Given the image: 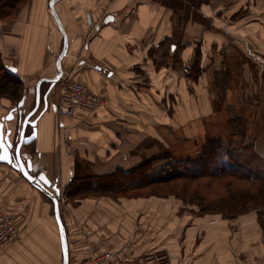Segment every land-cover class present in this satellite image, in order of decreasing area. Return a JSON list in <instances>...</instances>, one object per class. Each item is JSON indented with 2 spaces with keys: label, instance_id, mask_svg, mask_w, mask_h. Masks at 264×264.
<instances>
[{
  "label": "crops",
  "instance_id": "1",
  "mask_svg": "<svg viewBox=\"0 0 264 264\" xmlns=\"http://www.w3.org/2000/svg\"><path fill=\"white\" fill-rule=\"evenodd\" d=\"M50 1L29 0L16 18L0 19V56L25 98L20 118L0 99V116L14 110L4 133L16 145L39 94L37 135L21 155L60 189L69 264L106 251L116 264H264V211L230 218L175 197L70 201L66 192L75 178L129 172L145 158L197 163L219 144L264 175V0H56L68 42L61 79L105 99L71 119L56 113L62 80L47 81L64 43ZM32 132L27 125L25 137ZM2 211L19 232L0 264H63L53 202L0 162Z\"/></svg>",
  "mask_w": 264,
  "mask_h": 264
},
{
  "label": "trees",
  "instance_id": "2",
  "mask_svg": "<svg viewBox=\"0 0 264 264\" xmlns=\"http://www.w3.org/2000/svg\"><path fill=\"white\" fill-rule=\"evenodd\" d=\"M28 1L0 0V19L16 18ZM2 98L18 104L23 98V86L20 79L5 68L0 56ZM245 160L235 159V152L220 144L205 153L199 164L192 159L177 161L170 155L145 158L129 172L119 170L108 176L75 178L66 192L70 201L101 194L111 197L174 196L183 202L192 198L204 214L232 218L252 210L262 213L264 175L253 160L251 163ZM246 164L250 167H245ZM215 186L222 188L224 193L214 199L208 198L204 192Z\"/></svg>",
  "mask_w": 264,
  "mask_h": 264
},
{
  "label": "water",
  "instance_id": "3",
  "mask_svg": "<svg viewBox=\"0 0 264 264\" xmlns=\"http://www.w3.org/2000/svg\"><path fill=\"white\" fill-rule=\"evenodd\" d=\"M55 1L56 0L50 1V9L58 25L59 30L63 35L64 43H63L62 51L56 61V75L51 79H47V81L51 85V88L54 87V85H56L62 78L63 69L61 63H62V59L64 58L67 52V46H68L67 36L54 9ZM39 97L40 96L38 94L35 107L24 118L22 124L23 129L19 133V141L16 145H14L9 139L11 130L9 129L4 133V127H5L4 121H9L14 119V114H13L14 110L11 111L4 119L0 121V141H2V143H0V157H4L5 155H7L8 157V160L0 159V162L10 164L15 169L19 170L30 183H32L35 187H37L40 191L45 193L51 199V201L54 204L55 218L59 228V234H60L62 252H63V264H69L70 263L69 244L67 239V233L62 221L60 204H59L60 189L56 184L55 185L52 184V182L46 177V175L43 172L35 173L33 171L34 168L32 161L23 159L21 155L22 147L32 143L37 135V128H36L37 121L35 120L31 122L30 119L39 110L40 107ZM24 101L25 98H22L21 101L18 103L17 107L22 108L24 105ZM27 125L33 127V132L31 135L25 137V127ZM12 150H14V153L12 152ZM41 177H43L44 179H41ZM45 180L47 181V183L45 182ZM49 189L52 191H50Z\"/></svg>",
  "mask_w": 264,
  "mask_h": 264
},
{
  "label": "built area",
  "instance_id": "4",
  "mask_svg": "<svg viewBox=\"0 0 264 264\" xmlns=\"http://www.w3.org/2000/svg\"><path fill=\"white\" fill-rule=\"evenodd\" d=\"M56 113L60 118L71 119L76 112L92 113L105 104L101 95L92 93L83 83L73 80L71 76L61 79ZM66 197L63 195V198ZM66 201V200H64ZM18 228L13 216L0 212V249L11 244L18 236ZM87 264H116L110 252L91 257Z\"/></svg>",
  "mask_w": 264,
  "mask_h": 264
},
{
  "label": "rangeland",
  "instance_id": "5",
  "mask_svg": "<svg viewBox=\"0 0 264 264\" xmlns=\"http://www.w3.org/2000/svg\"><path fill=\"white\" fill-rule=\"evenodd\" d=\"M26 6V5H25ZM24 6V7H25ZM23 7V8H24ZM22 8V9H23ZM21 9V10H22ZM58 84V83H57ZM56 84V85H57ZM55 85V86H56ZM11 102V101H10ZM12 103V109H15L18 113L20 112V108H18L17 107V103H14V102H11ZM11 108H6V110L5 109H3V113H5L6 115L4 116V114L2 115V116H4V117H2V116H0V120H2V119H4L7 115H8V113L12 110ZM22 109V108H21ZM16 112V113H17ZM17 113V114H18ZM21 113H19V117L18 118H20V115ZM231 132V131H230ZM146 145H149V143H146ZM220 145V144H219ZM213 149V148H212ZM179 152H182V149L179 151ZM202 157H201V159H199V161L197 162V164H199V163H201L202 162V159H203V157H204V155H201ZM161 157V156H160ZM244 159H246L247 160V157H246V154H244ZM243 159V160H244ZM178 160V159H177ZM182 160H190V159H182ZM182 160H180V161H182ZM242 160V161H243ZM260 163V162H259ZM262 163L264 164V161H262ZM261 164V163H260ZM204 193H207L206 195H207V197L208 198H211V199H214V198H216L217 196H219L218 194H223L224 192H223V190H222V188H220L219 186H215V187H209ZM170 197H174V196H170ZM190 197H192V196H190ZM162 198H168V197H162ZM176 198V197H175ZM191 200V201H190ZM190 200H188L187 202H185L186 204H189L190 206H193V207H197L198 209H199V207H198V205L193 201V199L192 198H190Z\"/></svg>",
  "mask_w": 264,
  "mask_h": 264
},
{
  "label": "snow or ice",
  "instance_id": "6",
  "mask_svg": "<svg viewBox=\"0 0 264 264\" xmlns=\"http://www.w3.org/2000/svg\"><path fill=\"white\" fill-rule=\"evenodd\" d=\"M0 143H2V141H0ZM0 159H3V160H8V157L7 155H5L4 157H0ZM41 179H44L43 177H41ZM45 182L47 183V181L45 180Z\"/></svg>",
  "mask_w": 264,
  "mask_h": 264
},
{
  "label": "flooded vegetation",
  "instance_id": "7",
  "mask_svg": "<svg viewBox=\"0 0 264 264\" xmlns=\"http://www.w3.org/2000/svg\"><path fill=\"white\" fill-rule=\"evenodd\" d=\"M14 114V113H13ZM14 117H15V115H14Z\"/></svg>",
  "mask_w": 264,
  "mask_h": 264
}]
</instances>
